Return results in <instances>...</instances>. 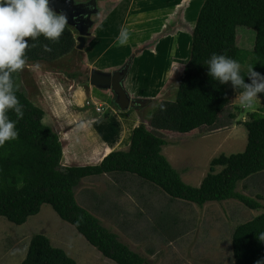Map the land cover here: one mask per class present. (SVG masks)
<instances>
[{
    "label": "rangeland",
    "instance_id": "1",
    "mask_svg": "<svg viewBox=\"0 0 264 264\" xmlns=\"http://www.w3.org/2000/svg\"><path fill=\"white\" fill-rule=\"evenodd\" d=\"M70 2L91 13L89 34L83 35L82 47L77 48L76 42L71 53L55 62L26 63L21 75L27 96L44 111L42 122L59 136L60 168L97 164L113 151L126 150L133 128L144 123L150 129L147 120L160 101L175 100L204 0ZM88 23H84L86 29ZM122 28L129 31L130 39L120 46L117 37ZM75 31L77 40L80 35ZM237 35L240 46L251 48L247 31L240 30ZM129 61L123 88L131 99L147 100L148 104L122 111L115 107L111 89L100 90L89 84V71L114 72ZM250 67L251 63L248 68L243 64L241 69L250 74ZM241 95L232 97L220 116V127L188 134L159 132L167 141L162 153L185 183L198 187L214 157L244 150L248 133L242 122L249 120L251 112L264 113V97L257 96L248 108L240 104ZM234 105H241L243 110H235ZM228 113L235 118L230 120ZM74 191L78 204L143 257L144 264H233V229L264 213V172L237 186L239 193L260 203L258 210L234 199L202 206L171 200L155 186L120 173L84 177ZM162 212L175 221L171 220L172 232L157 224ZM37 233L63 249L75 264H117L103 257L48 204L21 225L0 216V264H20L30 238Z\"/></svg>",
    "mask_w": 264,
    "mask_h": 264
},
{
    "label": "trees",
    "instance_id": "2",
    "mask_svg": "<svg viewBox=\"0 0 264 264\" xmlns=\"http://www.w3.org/2000/svg\"><path fill=\"white\" fill-rule=\"evenodd\" d=\"M72 30L76 32L74 26L66 24L57 41L42 34L35 39L25 37L26 63H51L71 53L77 42ZM240 30L247 31L251 48L239 45ZM46 47L51 51H45ZM213 53L225 54L245 68L251 63L252 70L264 77V0H204L192 30L190 57L179 77L175 100L160 101L147 120L150 129L144 123L133 128L126 150L113 151L97 164L64 168H60L62 144L58 134L42 122L44 111L34 105L21 86L24 68L13 73L14 94L23 116L18 117L14 109L6 113L15 122L18 136L0 146V216L21 225L38 214L43 204H48L103 257L117 264H144L143 257L103 226L95 214L78 204L74 189L82 178L129 174L160 189L171 200L202 206L234 199L249 209H260V203L239 193L237 186L251 175L264 172V113L249 114V120L242 122L248 133L244 150L214 157L198 187L185 183L162 153L167 141L159 132L188 134L200 128L220 127V116L227 111L232 97L245 91L242 86L230 81L221 83L209 74L206 61ZM240 74L246 84H251V74L242 69ZM257 96L263 98L264 92ZM234 107L243 110L241 105ZM138 108L142 107H134ZM228 117L232 120L235 115L228 113ZM217 167L221 170L216 171ZM170 218L162 212L157 224L172 232L173 218ZM261 233H264V213L233 229V264H256L264 260V241L258 239ZM20 264L75 262L63 249L53 246L48 237L37 233L30 238Z\"/></svg>",
    "mask_w": 264,
    "mask_h": 264
},
{
    "label": "clouds",
    "instance_id": "3",
    "mask_svg": "<svg viewBox=\"0 0 264 264\" xmlns=\"http://www.w3.org/2000/svg\"><path fill=\"white\" fill-rule=\"evenodd\" d=\"M67 24L63 14L55 13L48 5V0H0V146L18 136L15 122L7 116L9 109H14L18 117L23 116L19 100L14 94L13 73L25 67V49L28 43L25 37L35 39L41 34L52 41H57ZM130 34L122 28L117 43L123 46L129 42ZM45 51H51L45 48ZM209 74L221 83L231 82L242 86L245 91L240 97V104L251 108L258 93L264 92V77L252 70L251 84H246L241 76V65L225 54L213 53L206 61ZM90 72V71H89ZM164 105H161L163 110ZM264 241V233L258 236ZM256 264H264L258 260Z\"/></svg>",
    "mask_w": 264,
    "mask_h": 264
},
{
    "label": "water",
    "instance_id": "4",
    "mask_svg": "<svg viewBox=\"0 0 264 264\" xmlns=\"http://www.w3.org/2000/svg\"><path fill=\"white\" fill-rule=\"evenodd\" d=\"M48 5L55 13L65 15L69 25L75 27L80 35L77 38V48H81L85 41L83 35L89 34L87 30L90 26V13L88 12L86 14L80 6L72 5L70 0H48ZM84 23H88L87 29L84 27ZM129 68L130 61L114 72H104L93 69L89 73V84L100 90L111 89L115 96V103L122 111L134 107H143L148 104L147 100L131 99L125 92L122 83L128 74Z\"/></svg>",
    "mask_w": 264,
    "mask_h": 264
},
{
    "label": "flooded vegetation",
    "instance_id": "5",
    "mask_svg": "<svg viewBox=\"0 0 264 264\" xmlns=\"http://www.w3.org/2000/svg\"><path fill=\"white\" fill-rule=\"evenodd\" d=\"M85 18V17H84Z\"/></svg>",
    "mask_w": 264,
    "mask_h": 264
}]
</instances>
